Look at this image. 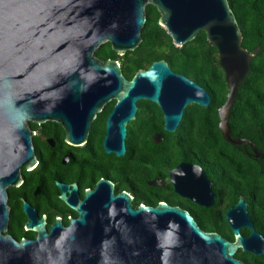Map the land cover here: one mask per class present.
Masks as SVG:
<instances>
[{"label": "water", "instance_id": "95a60500", "mask_svg": "<svg viewBox=\"0 0 264 264\" xmlns=\"http://www.w3.org/2000/svg\"><path fill=\"white\" fill-rule=\"evenodd\" d=\"M147 4L156 6L159 24L177 46L205 31L208 43L217 47L228 85L217 109L222 136L231 144H248L264 159L250 139L231 133L232 105L260 47L249 51L242 45L228 0H0V264H248L235 256L239 249L264 253V235L254 228L242 197L226 212L234 233L230 240L201 228L178 205L159 201L134 206L131 195L115 194L109 180L107 190H99L100 180L86 191L75 206L78 216L67 226L56 220L47 231L40 219L33 240L3 233L9 215L6 188L21 181L22 165L30 168L37 162L30 122L56 120L67 141H82L95 112L114 97L104 142L107 151L121 155L126 122L139 99L162 108L168 131L176 129L188 104L209 105L207 90L165 59L127 79L116 60L95 55L106 41L119 54L135 49L142 40ZM155 139L161 140L160 133ZM169 172L178 193L213 204L212 182L199 164L181 161ZM149 183L162 184L157 178ZM61 197L66 199L64 191ZM242 226L249 227L247 236Z\"/></svg>", "mask_w": 264, "mask_h": 264}, {"label": "trees", "instance_id": "16d2710c", "mask_svg": "<svg viewBox=\"0 0 264 264\" xmlns=\"http://www.w3.org/2000/svg\"><path fill=\"white\" fill-rule=\"evenodd\" d=\"M228 1L242 32V45L249 51L260 47L251 60L249 72L241 82L232 105L229 117L231 133L233 137L250 139L264 153V0ZM146 15L141 42L135 49L127 50L131 62L126 67L128 75L163 58L173 69L201 84L211 100L206 107L195 102L188 104L174 131L164 129L161 123H139L129 127L127 144L136 135L138 148L137 177L140 186L131 190L135 194V205L141 202L156 205L163 198L185 205V200L162 196L160 187L151 190L153 187L148 186L146 180L158 174L164 177L167 169L180 161L197 163L212 180L213 188L221 193L217 202L225 200L226 209L242 196L247 202L248 214L255 229L264 235V159L256 157L248 144H231L219 129L217 109L225 101L228 85L217 47L208 43L204 30L177 46L167 30L158 23L160 13L155 5H146ZM96 53L102 57L117 56L110 42L102 44ZM140 103L155 107L150 100H141ZM50 124V121L43 123L46 127ZM30 126L37 129L39 124L30 122ZM157 133L161 135L159 142L155 139ZM124 165L123 162V173ZM126 169H130V164ZM230 174L233 176L230 177ZM152 192L156 193L155 197L149 194ZM194 216L204 230H217L233 239V235L225 233L227 223L220 222V215L211 219L210 214L199 217L197 212ZM235 256L248 264H264V254L256 255L239 249Z\"/></svg>", "mask_w": 264, "mask_h": 264}, {"label": "flooded vegetation", "instance_id": "af4514ba", "mask_svg": "<svg viewBox=\"0 0 264 264\" xmlns=\"http://www.w3.org/2000/svg\"><path fill=\"white\" fill-rule=\"evenodd\" d=\"M101 45H99V47ZM99 47L95 50V55L103 61L107 59L116 60L127 79H131L139 69L137 68L135 72L129 76L126 67L129 66L131 62L128 58L127 51L119 54L112 48L117 53L115 58L102 57L96 53ZM148 66L149 65L141 68H147ZM173 70L179 72L175 69ZM141 100L148 99H139L136 102L137 108L134 116L126 122V148L125 152L121 155H117L115 151H107L104 142L107 133V119L116 103L114 97L105 102L102 108L95 112L91 121L90 130L82 141H67L65 139L64 127L56 120H46L40 123L39 127L34 129L35 134L33 135V146L37 157L36 164L30 168L26 165H22L20 167L21 181L18 184L8 185L6 188V202L9 215L7 228L3 230V233L17 240H33L39 234V230L36 226L40 219L44 220V226L47 231L50 230L56 220H60L62 225L67 226L72 218L78 216V210L75 206L84 199L86 191L94 189L100 180H102V182L99 184V190H107L109 185L106 180H109L113 183V192L115 194L121 191L128 192L131 195L133 205L137 206L135 205V194H133L131 190L140 186L137 177L138 148L136 135L133 137L132 141L127 144L129 127H134L139 123H161L163 126L165 124L162 108L155 102V107L144 103L141 104ZM86 115L92 116L93 113H87ZM47 121L51 122L48 127L43 125V123ZM123 162L125 164L124 173L122 172ZM128 164H130V169L127 171L126 167ZM175 166L169 167L164 177L158 174L147 179L146 182L148 186L153 187L151 190H153L154 187H160L163 190V193L161 192L162 196L175 197V199H179L180 201L185 200L183 201L185 205L171 203L164 198L161 201L187 209L194 218V214L197 212H199V217H203L204 214H210L211 219L220 215L222 219L220 222L226 221L227 223L225 233L229 236L233 235L234 239V233L227 221L226 212L229 208L233 207L238 200L233 205L224 209L226 202L223 199L217 202V199L221 197V193L213 188V182L208 176V179L212 182V189L215 192L213 204L205 206L187 196L181 195L175 190L174 184L170 178L169 171ZM229 176L232 177L233 174ZM155 178L159 179L162 184L153 185L149 183V181ZM59 182L67 185V187L63 189L59 186ZM74 185H76V188H73ZM63 191L66 199L61 197ZM149 194H153L154 197L156 196V193L153 192ZM241 197L242 196L239 198ZM25 203L27 204L26 208L24 207ZM195 220L197 221L196 218ZM207 231H216L222 236L233 240L220 231ZM240 231L244 236L250 233V229L247 226H242Z\"/></svg>", "mask_w": 264, "mask_h": 264}]
</instances>
